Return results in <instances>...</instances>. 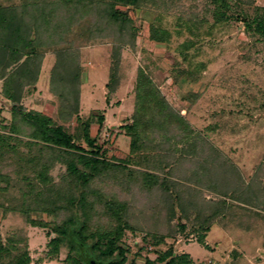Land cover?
Returning a JSON list of instances; mask_svg holds the SVG:
<instances>
[{
  "label": "rangeland",
  "instance_id": "374dc122",
  "mask_svg": "<svg viewBox=\"0 0 264 264\" xmlns=\"http://www.w3.org/2000/svg\"><path fill=\"white\" fill-rule=\"evenodd\" d=\"M31 1L39 0H0V6ZM147 1L140 7L120 6L134 22V44L94 37L90 19L66 27L65 43L51 44L44 37L38 47L42 56L38 80L23 87L20 103L28 111L50 116L73 134L81 133L80 122L90 119L91 135L106 149L108 159L119 162L132 156L129 166L138 175L135 180L106 177L92 183L106 195L129 204L128 216L135 227L123 238L129 261L146 264L147 258L155 259L172 246L178 254L189 253L195 264H264V36L246 24L248 17L263 15L264 0H228L229 19L222 22L215 21L216 0ZM151 24L168 29L170 40H152ZM188 41L194 44L185 48ZM118 45L120 62L114 89H110ZM61 51L72 52L75 63L68 64L83 77L79 109L76 113L72 109L71 116V101L56 94L53 86ZM139 68L202 135L205 144L198 151L182 143L174 146L175 140L163 143L165 140L156 136L131 155V136L125 125L133 122ZM180 69L187 73L182 76L177 72ZM4 84L0 79V134L6 135L10 133L13 102L5 97ZM100 115L105 117L103 124L98 121ZM18 136L22 141L17 149L0 159L2 241L7 244L14 239L18 248L27 245L30 264H63L74 230L51 256L50 241L58 236L53 224L74 217V229L85 219L76 201L67 202V166L63 160L51 162L49 174L54 184L48 189L37 175L40 165L50 160L49 154L41 153L38 145L30 148L24 142L30 139ZM200 165L204 172L199 170L202 173L197 175ZM145 171L157 173L161 181L166 178L165 188H146L141 176ZM80 194V189H73L76 199ZM50 200L58 208L63 205L56 216L42 208L37 210ZM102 206L95 203L87 220L94 230L109 225ZM201 223L210 225L203 242ZM158 232H166L167 237L156 245L151 234ZM12 250L0 264H10L16 254Z\"/></svg>",
  "mask_w": 264,
  "mask_h": 264
},
{
  "label": "trees",
  "instance_id": "16d2710c",
  "mask_svg": "<svg viewBox=\"0 0 264 264\" xmlns=\"http://www.w3.org/2000/svg\"><path fill=\"white\" fill-rule=\"evenodd\" d=\"M145 2L146 0H51L50 2L39 0L25 2L20 6H0V79L5 81L3 89L5 97L13 102L10 133L0 134V159L6 158L9 151L14 152L17 149L18 142L22 141L18 135L30 139L29 141L24 140L30 148L38 145L41 148V153L49 154L50 160L40 165L37 175L39 181L48 189H51L54 184L53 178L49 174L51 162L63 160L66 164L67 174L64 179H68L66 183V187H69V192H67L69 195L66 196L67 202L72 204L76 201L85 219L82 220L79 227L74 229H72L73 225L77 221L74 217H70L62 223L53 224L52 230L58 236L53 237L50 241L49 254L51 256H55L59 252L65 236L71 235V230H74L73 238L69 243L70 252L63 264H94L100 260L106 261L105 264L136 263L135 259L129 261L128 249L123 242L126 231L135 228L128 216L129 204L115 195H106L100 187H93L92 183L96 179L101 180L106 177H114L116 180L126 177V179L135 180L138 175L129 166L132 156L119 160V162L107 158L106 149L98 143L96 137L91 135L90 119L80 122L81 133L73 134L63 125L55 123L50 116L36 110L25 109L20 103L23 87L38 80L42 63L38 47L43 45L44 37L51 44L65 43L64 38L67 37L68 32L66 27L77 21L90 19L94 37H112L121 44H134V31L136 30L134 22L128 11L121 9L120 6L140 7ZM147 2L150 3L153 0ZM216 2L218 6L214 12L215 21L222 22L229 19L227 13L230 8L229 1L216 0ZM245 17L248 16L245 15ZM246 24L247 28L264 36V13L255 19L248 17ZM150 38L156 42H168L171 32L166 28L151 24ZM193 44V41H188L183 46L189 48ZM120 49V45L116 46L115 63L117 65L108 83L110 89H114L116 83ZM58 55L57 65L59 68L56 66L54 68L53 73L56 77H53V86L56 88V94L71 101V107L69 106L71 109H69V115L71 116L72 109L75 113L79 109V86L83 77L80 70L76 71L73 66L68 64L75 63L71 51H61ZM58 72L62 75L59 76ZM177 72H180L182 76L187 73L185 69L177 70ZM136 91L133 122L125 125L131 136V155L142 149L145 142L155 140L156 136L164 139L163 143L170 144L175 140L174 146L182 143V146L191 148L194 152L198 151L202 144H205L202 135L197 134L187 119L171 106L143 68L138 70ZM193 96L197 97V94H193ZM78 119L81 118L78 117ZM104 120V115H100L99 123L103 124ZM203 169L204 166L200 165L197 175L204 172ZM141 176L146 188L150 189L157 185L165 188L167 179L164 178L161 181L157 173L145 171ZM31 184L33 187L34 184ZM73 189L81 191L77 199L75 195H72ZM30 193L28 194L32 196ZM57 197H59L58 194ZM31 200L33 202V198ZM95 203L103 205L102 210L110 221L108 226L99 225L94 230L87 220L90 213L96 208ZM56 206L58 205L55 204V201L50 200L47 201L44 208L37 207V210L43 209L56 216L57 211L62 210L63 205H60L61 208ZM35 209V207L33 209L31 207V210ZM10 210L13 209L5 211ZM29 212L30 209L27 213ZM28 221L35 226L38 225L30 218ZM47 225V223L44 224V226ZM200 225L202 231L200 242H203L210 231V225L202 223ZM165 234L166 232L151 234L154 244L163 243L167 237ZM12 249L16 254L12 256L10 264L31 263L27 245L18 248L14 239H10L9 243L5 244L0 235V260L4 256L12 254ZM158 263L195 264L189 253L178 254L172 246L166 251L160 252L157 258L146 259V264Z\"/></svg>",
  "mask_w": 264,
  "mask_h": 264
},
{
  "label": "water",
  "instance_id": "95a60500",
  "mask_svg": "<svg viewBox=\"0 0 264 264\" xmlns=\"http://www.w3.org/2000/svg\"><path fill=\"white\" fill-rule=\"evenodd\" d=\"M94 264H97V263H94Z\"/></svg>",
  "mask_w": 264,
  "mask_h": 264
}]
</instances>
